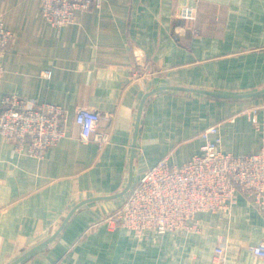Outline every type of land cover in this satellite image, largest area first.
Returning a JSON list of instances; mask_svg holds the SVG:
<instances>
[{
    "label": "crops",
    "instance_id": "obj_1",
    "mask_svg": "<svg viewBox=\"0 0 264 264\" xmlns=\"http://www.w3.org/2000/svg\"><path fill=\"white\" fill-rule=\"evenodd\" d=\"M184 6L195 8L194 20L177 15ZM0 17L15 36L0 58V107L13 93L69 116L68 135L41 158L0 135V264L46 241L94 197L107 198L78 206L54 239L16 264H264L252 249L264 243V205L242 193L229 213H197L200 231L138 237L106 222L126 193L110 196L165 157L190 160L211 125L225 152L264 146V92L195 90L264 89V0H102L62 27L43 17L39 0H0ZM147 61L153 70L135 78ZM80 107L101 113L107 143L80 139Z\"/></svg>",
    "mask_w": 264,
    "mask_h": 264
},
{
    "label": "built area",
    "instance_id": "obj_2",
    "mask_svg": "<svg viewBox=\"0 0 264 264\" xmlns=\"http://www.w3.org/2000/svg\"><path fill=\"white\" fill-rule=\"evenodd\" d=\"M43 17L62 27L76 21L79 11L101 5L102 0H39ZM177 15L196 18L194 7L184 6ZM199 33V31H196ZM14 33L0 17V58L12 45ZM152 64L145 62L134 77L150 74ZM4 68L0 62V78ZM50 74L49 72L47 73ZM102 115L96 109L80 107L74 121L80 127L82 141L100 145L109 141L108 133L98 127ZM68 113L60 105L40 102L17 94H6L0 107V135L13 142L21 153L41 158L46 151L68 135ZM200 136V152L183 164H172L165 157L148 167L133 182L119 207L106 216L109 228L124 226L138 237L146 231H200L199 212L229 213L237 193L256 205H264V146L253 153L234 154L219 148L221 138L217 124L205 128ZM264 257V243L252 247ZM226 249L216 247L215 259L224 261Z\"/></svg>",
    "mask_w": 264,
    "mask_h": 264
},
{
    "label": "water",
    "instance_id": "obj_3",
    "mask_svg": "<svg viewBox=\"0 0 264 264\" xmlns=\"http://www.w3.org/2000/svg\"><path fill=\"white\" fill-rule=\"evenodd\" d=\"M196 91H202L204 93H207V94H211V95H215V96H220V97H244V96H250V95H256V94H259V93H262L264 92V89L261 90V91H258V92H251V93H243V94H228V93H220V92H216V91H210V90H202V89H195ZM144 102V101H143ZM143 108V103H142V107L140 108V114L138 116V118H140V115H141V110ZM138 123H139V119H138ZM138 127V125H137ZM131 185V182L128 184V186L126 187V189H124L122 192L116 194V195H112L110 197H113V196H120V195H123L124 193L127 192L128 188L130 187ZM101 198H107V197H94V198H90V199H87L85 201H82L80 202L78 205H76L72 211L69 213L68 217L65 219L64 223L62 224V227L64 226V224L66 223V221L70 218V216L72 215V213L74 212V210L82 205L83 203H86L90 200H93V199H101ZM62 227H60V229L54 233V235H52L50 238H48L46 241L42 242L40 245H37L36 247H34L33 249L29 250L28 252H26L25 254H23L21 257H19L18 259H16L14 262H12L11 264H16L17 262H19L20 260L24 259L25 257H27L28 255H30L31 253H33L34 251H36L38 248H40L41 246L47 244L48 242H50L52 239H54L57 234L59 233V231L62 229Z\"/></svg>",
    "mask_w": 264,
    "mask_h": 264
},
{
    "label": "rangeland",
    "instance_id": "obj_4",
    "mask_svg": "<svg viewBox=\"0 0 264 264\" xmlns=\"http://www.w3.org/2000/svg\"><path fill=\"white\" fill-rule=\"evenodd\" d=\"M69 117V116H68Z\"/></svg>",
    "mask_w": 264,
    "mask_h": 264
}]
</instances>
